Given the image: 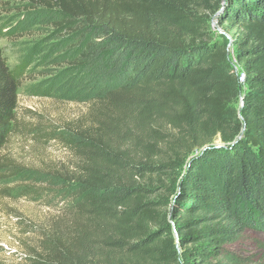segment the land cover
<instances>
[{"label":"trees","instance_id":"trees-1","mask_svg":"<svg viewBox=\"0 0 264 264\" xmlns=\"http://www.w3.org/2000/svg\"><path fill=\"white\" fill-rule=\"evenodd\" d=\"M222 1H35L88 113L67 131L68 219L30 264H264V242L257 261L228 248L264 233V0ZM1 38L0 152L21 86Z\"/></svg>","mask_w":264,"mask_h":264},{"label":"rangeland","instance_id":"rangeland-1","mask_svg":"<svg viewBox=\"0 0 264 264\" xmlns=\"http://www.w3.org/2000/svg\"><path fill=\"white\" fill-rule=\"evenodd\" d=\"M35 1L0 0L4 58L21 83L12 135L0 152V264H30L52 227L67 221L71 200L59 175L73 172L77 162L67 131L88 113L76 99L78 90H68L70 69L62 56L67 34ZM216 18L211 32L229 40L235 61L236 31L225 32ZM263 242L264 233L249 231L228 248L257 261Z\"/></svg>","mask_w":264,"mask_h":264},{"label":"built area","instance_id":"built-area-1","mask_svg":"<svg viewBox=\"0 0 264 264\" xmlns=\"http://www.w3.org/2000/svg\"><path fill=\"white\" fill-rule=\"evenodd\" d=\"M234 73L238 76L240 84L244 85L246 80L245 74L242 69L236 64V61H234Z\"/></svg>","mask_w":264,"mask_h":264},{"label":"water","instance_id":"water-1","mask_svg":"<svg viewBox=\"0 0 264 264\" xmlns=\"http://www.w3.org/2000/svg\"><path fill=\"white\" fill-rule=\"evenodd\" d=\"M223 3H225V1ZM216 17H217V15H216ZM243 100H244V96L241 97V106L243 105Z\"/></svg>","mask_w":264,"mask_h":264}]
</instances>
